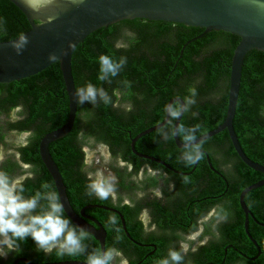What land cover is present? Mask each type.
Listing matches in <instances>:
<instances>
[{
	"label": "trees",
	"instance_id": "trees-1",
	"mask_svg": "<svg viewBox=\"0 0 264 264\" xmlns=\"http://www.w3.org/2000/svg\"><path fill=\"white\" fill-rule=\"evenodd\" d=\"M27 28L22 14L8 1L0 0V41L9 40ZM123 32L128 36L122 38ZM200 32L132 19L86 35L72 49L70 74L75 89L90 82L97 87H103L112 97L113 103L109 105L98 103L95 106L76 103L74 125L47 151L66 189L69 203L75 197L81 199L85 196L82 190L86 191L89 184V179L84 176L82 169L81 140L90 138L94 144L101 143L106 146L110 155L115 157L120 153L123 159L128 150L127 133L129 132L131 136L136 133L135 131H140L148 116L154 117V120L161 118L162 107L171 97L182 99L184 104L189 106L188 113L192 115L191 119H182L178 125L177 138L180 142H183L185 134L182 130L195 128L197 137L217 126L222 120L229 59L237 37L205 32L192 39ZM121 39L124 40L123 45H115V42ZM187 40L188 43L184 44ZM182 44L184 45L178 54ZM101 55H109L113 59L127 57V64L118 76L111 79V83L98 79ZM124 81L130 82L131 86H127ZM216 89L219 92L213 99ZM116 93L126 102V109L115 105ZM14 107H17L18 111L15 112L13 120L4 119L0 123V142L5 131L25 134L23 138L25 143L23 146H17L16 151L19 162L29 166L31 175L25 176L23 180L25 195H32L38 190L42 191L43 184L49 185L37 156V141L43 133L61 125L66 116V97L57 64L0 88V116L7 118L8 112ZM175 109L176 105L171 113L172 117ZM233 127L236 142L244 156L264 167V52L253 51L243 57ZM149 143L151 149L148 151L158 153L160 149L155 138L149 140ZM140 147L139 141L136 149ZM175 151L179 150L170 144L168 153ZM6 169L8 170L7 167ZM258 179L243 178L241 186L227 188L225 193L227 210L224 213L233 220L232 224L226 227V234L232 236V243H247L250 257H253L257 250L241 233L236 196L242 187ZM184 200L183 198L182 201ZM243 204L249 209L254 220L264 223V186L261 190L244 196ZM111 223L113 225L108 226L110 229L119 226L116 218ZM168 226L169 224L161 223V227ZM191 227L193 228V225H188L187 230ZM109 231L106 230L107 237L110 236ZM249 235L259 246L261 255L259 261L262 262L264 227L255 229L250 225ZM171 239L172 237L167 238L169 243ZM84 243L90 246L89 251L97 249L91 240H85ZM107 245L126 250L123 256L129 260V264H160V261L168 258L169 254L162 251L151 260L148 258L143 260L142 253L139 255L137 253L138 256L135 257L130 256L133 254L131 253L133 248L127 245L124 239L117 242L107 241ZM20 246L29 248L28 242L21 243ZM179 254L182 257L181 264L219 262L218 255H213L209 249L199 253L179 251ZM64 257L68 260L86 261V255L59 257L55 252L48 255L49 261L52 262ZM234 258L236 257L233 254L228 255L223 264H229Z\"/></svg>",
	"mask_w": 264,
	"mask_h": 264
},
{
	"label": "water",
	"instance_id": "water-1",
	"mask_svg": "<svg viewBox=\"0 0 264 264\" xmlns=\"http://www.w3.org/2000/svg\"><path fill=\"white\" fill-rule=\"evenodd\" d=\"M6 1L22 14L28 28L9 40L0 41V88L57 64L66 97V116L61 125L39 137L37 156L51 190L58 193L63 203L66 215L74 224L87 230L88 238L98 245V249H103L105 239L101 228L96 224L94 230H91L82 223L80 216L71 211L66 189L47 152L74 125L76 100L73 96L75 85L70 74L72 49L86 35L132 19L200 30L192 39L205 32L236 36L228 65L223 118L217 126L197 136L196 143L201 145V160L205 171L226 188L241 186L243 178H260L242 187L236 196L241 233L245 240L248 239L254 245L249 236L251 214L243 204V197L263 188L264 167L247 159L238 146L234 135L233 113L243 57L253 51L264 52V0ZM184 44L180 46L178 54ZM175 105L168 137L176 150H183L184 142L179 141L175 132L186 109L178 97L166 100L160 122L132 136L127 150L132 155L160 166L168 174L163 180L168 183V191L177 189L172 177L186 180L190 175L169 170L160 158L136 154L134 151L143 135L165 127ZM177 157L181 164L195 171L198 162L187 164L182 154ZM119 220L121 223L120 217ZM47 264L85 263L60 261Z\"/></svg>",
	"mask_w": 264,
	"mask_h": 264
},
{
	"label": "flooded vegetation",
	"instance_id": "flooded-vegetation-1",
	"mask_svg": "<svg viewBox=\"0 0 264 264\" xmlns=\"http://www.w3.org/2000/svg\"><path fill=\"white\" fill-rule=\"evenodd\" d=\"M180 100L186 109L182 119H191L192 115L188 113L189 106L184 104L182 99ZM148 117L146 122L144 120V125L140 128V131L157 124L161 120V118L154 120V117ZM172 120L173 117L170 115L164 128L143 135L140 139L141 147L135 149L134 153L160 158L169 170L190 175L186 180L172 177L177 189L168 191V183L163 181L168 174L160 166L132 155L127 151L123 159L120 157V153L114 157L109 154L106 146L100 143L106 156H108V167L117 169L113 173L117 176L110 178L107 175L106 178L117 183L122 190L130 189L135 191V198L131 199L127 196L124 200H114L110 194L108 198L100 200L95 195H88L89 189L87 188L86 191L82 190L85 196L81 199L75 197L70 203L67 200L71 211L76 216H80L82 223L88 228H92L91 230H94L96 224L101 228L105 236L103 249H115L116 256L121 258L120 264H129V260L123 256V252L126 250H119L114 245L109 246L107 241L117 242L124 239L126 244L133 248L131 250L133 254L130 256L135 257L142 253L144 255L143 260L145 258L151 260V258L157 257L158 253L160 254L162 251L164 253L170 250L178 253L179 251L181 253H199L209 249L213 252V255L215 254L219 257V262L215 264H223V261L230 254H233L236 258L229 264H248V262L264 264V258L262 262L259 261V258H261L259 246L255 244L253 239L254 245L250 244L252 247H257V251L255 252L256 256L252 258L248 255L247 243H232V236L226 234V227L233 222L232 217H228L224 213L227 210L225 209L227 188L205 171L201 159L197 163L195 171H193L190 168L186 169V166L181 164L177 157V155L183 153V150L175 151L171 154L168 153L170 144H172L168 137ZM135 132L138 133L139 131ZM136 133L131 136L129 132L127 133L128 143L129 139ZM175 133L177 136V130ZM10 134H14L16 137L22 132L17 134L13 131H5L1 138L2 143ZM152 138H155V142L159 145L160 150L158 153L148 151L151 146L149 140ZM24 143L25 141L18 140L5 147V156H3L1 163L8 170L15 168L16 165V167L24 168L27 173H30L29 166L19 162V156L16 151L17 146H23ZM83 161L84 158L82 159ZM105 170L108 173L106 168ZM92 172V170L91 173L83 171L84 176L89 179V183L92 179L97 178V175ZM183 198L185 199L184 202L182 201ZM177 203L179 206L176 205ZM247 210L250 213L249 209ZM217 211L223 212V214L217 215ZM119 217L121 218V223ZM114 218L118 220L119 226H113L110 229L108 226L109 224L113 225L111 222H113ZM161 223L169 224V226L161 227ZM188 225H193V228L191 227L187 230ZM250 225L255 229L264 227V223H258L252 216ZM182 228H185V230H181ZM108 229L110 230L109 237L106 235V230ZM180 236H184L188 240L194 236L195 242L188 243L183 248L179 241L181 238L178 240ZM169 237H172L171 243L167 240ZM90 240L87 237L86 241ZM27 242L29 248L20 246L19 250L9 252L8 257H0V264H7V262L12 264L14 261L15 264H47L60 261H75L72 259L68 260L65 257L55 262L49 261V254L37 250L31 238H28ZM89 248L90 246H88ZM96 248L98 249L97 244ZM254 259L258 260V262ZM77 262L85 263V261ZM206 263L208 264L209 262Z\"/></svg>",
	"mask_w": 264,
	"mask_h": 264
},
{
	"label": "clouds",
	"instance_id": "clouds-1",
	"mask_svg": "<svg viewBox=\"0 0 264 264\" xmlns=\"http://www.w3.org/2000/svg\"><path fill=\"white\" fill-rule=\"evenodd\" d=\"M126 64L127 57L113 59L109 55H101L98 79L111 83V79L118 76ZM124 83L131 86L128 81ZM192 95H195L194 89ZM73 96L78 105L113 103L112 97L103 87L90 82L76 88ZM182 131L185 132L182 159L187 164H195L203 158L201 145L196 143V129ZM42 189L32 195H25L24 180L0 170V257L6 258L9 252L19 250L20 244L31 238L36 249L45 254L55 252L59 257L86 255L85 264H112L116 250L107 248L89 251L84 243L88 237L87 230L74 224L66 215L55 190H49L48 184H43ZM88 189V195L101 199L108 198L111 193L110 185L106 186L102 178L92 179ZM181 260L178 252L170 250L168 258L161 260L160 264H181Z\"/></svg>",
	"mask_w": 264,
	"mask_h": 264
},
{
	"label": "rangeland",
	"instance_id": "rangeland-1",
	"mask_svg": "<svg viewBox=\"0 0 264 264\" xmlns=\"http://www.w3.org/2000/svg\"><path fill=\"white\" fill-rule=\"evenodd\" d=\"M125 36H128L126 32L122 33V38H125ZM124 40H118L115 42V45L117 46H122L123 45ZM221 88V87H220ZM218 89L215 90L214 92V98L215 99L218 95ZM116 97V101H115V105L119 108H127V104L125 101L121 100V96L120 94H115ZM200 100V99H198ZM18 111V108H14L12 110H10L7 114V118L5 116H0V123L2 121H4V119L7 120H13L14 115H16L15 112ZM25 134H19V135H15L14 134H10L8 135L5 139V141L2 143L0 142V170L6 171L10 176L13 177H29L30 173H27V170L24 168H10L9 170L6 169L5 166L2 165L1 160L3 159V156H5L4 154V150L5 147L9 144H11L12 142L15 141H23ZM15 137V138H14ZM82 144L80 146L82 152H83V166L82 169L85 173L89 172L91 173V170L93 171V174L97 175V178H102L105 181V185L108 186L110 185L111 187V196L114 200H124V198L126 199L127 196H129L131 199L135 198V191L133 190H122L121 187L118 186L117 183L113 182L111 179H107L106 176H110V178L112 176H117L114 173V170L116 171L117 169H110L107 165L108 162V156H106L105 151H103V147L100 144H94L92 142V140L90 138L88 139H83L81 140ZM14 157V156H13ZM105 168L107 169L108 173L106 172ZM25 174V175H24ZM117 178V177H116ZM221 214V212L217 211V215ZM208 218H210L208 216ZM206 218V219H208ZM205 219V220H206ZM218 221V220H216ZM181 238V239H180ZM180 239V240H179ZM178 240L180 241V244L183 246V248H185L188 243H192L195 242V238L194 236L191 239H186L184 236H180L178 238ZM9 256V253L7 255V257ZM120 260L121 258L119 256H116V258L113 260L112 264H120Z\"/></svg>",
	"mask_w": 264,
	"mask_h": 264
}]
</instances>
